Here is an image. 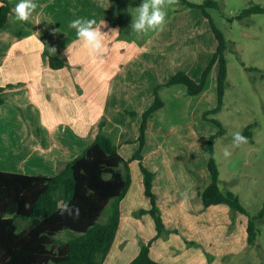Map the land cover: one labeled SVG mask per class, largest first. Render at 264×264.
Listing matches in <instances>:
<instances>
[{"label":"crops","instance_id":"0c3cea01","mask_svg":"<svg viewBox=\"0 0 264 264\" xmlns=\"http://www.w3.org/2000/svg\"><path fill=\"white\" fill-rule=\"evenodd\" d=\"M9 2L12 11L0 29V86L4 87L3 95L6 97L0 105V170L54 175L92 142L102 119L105 120L103 130L118 145L119 153L124 158L131 157L139 147L136 138L142 112L154 99L152 88L163 82L161 78L155 80L156 76L147 67L162 68L158 70V76L166 69L164 60L157 63L159 53L154 51V45L151 49L144 47L125 33L127 21L124 17L141 0H36L38 7L31 22L14 21L17 0ZM77 17L94 18L98 23L104 21L101 25V31L106 32L102 54L93 53L77 37L76 30L68 26L69 21ZM184 20L175 19L173 13L168 12L164 30L146 35H160L165 41L166 34ZM171 43H165L164 51L167 52ZM44 48L58 55L65 65L51 68L43 57ZM52 48H55L54 52ZM171 51L172 48L169 49ZM165 56L163 53V59ZM180 60L176 63L179 64ZM213 66L214 73H217L216 63ZM170 74V71L165 72L164 80ZM181 84L158 88L163 106L148 117L141 149L142 163L149 166L147 163L150 162L149 168L156 170L152 169L155 171L152 190L157 196L163 223L166 228L176 230L164 239L153 240L149 255L161 264H208L204 253L208 252L215 255L214 259L212 255L210 264H226L221 263V255L240 250L248 244L247 218L236 212L234 227L229 230L231 219L227 204L203 207L200 192L209 182L207 161L199 164L195 156V152L201 154L202 149L197 145L200 143L202 147L203 139H197L196 130L192 127L189 136L195 142L186 139L189 145L185 146L190 170L201 179L198 191L195 177L184 172L181 161L172 160L168 154L175 155L180 150L174 152L175 146L172 145L168 146L170 150L163 151L164 139L171 137L174 130L161 133L162 144L147 146L150 123L168 102L176 106L175 119L182 118V105L189 95L186 86L183 84V88ZM206 86L196 95L202 97ZM167 90L169 95L162 96V91ZM126 111H135L137 116L132 118ZM183 115L187 118L186 106ZM129 128L134 132L129 133ZM173 138L181 143L177 137ZM128 143L131 150L127 147L122 149ZM134 166L139 180L137 185L145 195L138 159L129 162L131 172ZM175 166L184 170L181 172L184 192L176 189V178L172 175ZM133 185L131 173L130 186L120 201L119 226L101 264H130L139 251L140 242H147L156 233L149 213L132 217L131 212L124 211V201L129 198ZM141 202L139 208L150 207L146 195ZM132 208L135 215L139 208L135 205ZM187 242L196 244L187 247Z\"/></svg>","mask_w":264,"mask_h":264},{"label":"trees","instance_id":"16d2710c","mask_svg":"<svg viewBox=\"0 0 264 264\" xmlns=\"http://www.w3.org/2000/svg\"><path fill=\"white\" fill-rule=\"evenodd\" d=\"M187 7H198L207 17L216 40V50L204 68L199 80L192 78L185 70L177 69L166 81L152 88L153 102L142 112L137 137L139 147L129 158L118 151V145L104 130L105 120L98 123L95 138L75 157L68 160L54 175L42 173L28 174L0 170V264H101L115 238L120 221V201L125 196L130 183L129 162L139 160L143 176L144 193L149 197L150 207L139 208L137 216L149 213L155 222L156 233L147 242H140V248L130 264H161L149 255L152 241L162 235L167 236L175 229H167L163 223L156 194L152 190L155 172L148 169L141 159V149L145 142L147 119L163 106L158 94L161 85L182 83L188 95L199 94L207 84L209 72L216 63V105L203 111V117L219 125V131L209 136L205 152L209 182L200 192L203 207L225 203L232 211L229 230L234 227V213L247 216V243L254 245L258 234L257 220L264 216V204L256 214H250L238 195L219 187V171L214 157L213 140L223 133L218 119L209 117L221 105L227 77L224 58L226 41L222 31L207 13L209 6L219 7L216 0L194 3L180 0ZM12 11L9 0H0V29ZM255 12H264V6L252 4L243 8L237 18H244ZM43 57L51 68H60L65 62L51 54L47 48ZM4 87L0 86V105L5 101ZM132 118L135 111H126ZM250 125L243 130V136L251 140ZM67 204L72 214L61 212ZM79 209L76 215L75 209ZM105 215L104 219L101 216ZM17 219L25 225L19 226ZM196 244L194 242H187ZM208 255V260L211 256Z\"/></svg>","mask_w":264,"mask_h":264},{"label":"rangeland","instance_id":"374dc122","mask_svg":"<svg viewBox=\"0 0 264 264\" xmlns=\"http://www.w3.org/2000/svg\"><path fill=\"white\" fill-rule=\"evenodd\" d=\"M189 1L202 3L204 0ZM216 1L219 2V7L209 6L206 8V11L224 35L226 41L224 58L227 66L222 105L217 112L209 115V117L218 119L223 127V133L216 135L213 140L214 157L219 171L218 184L222 191L230 190L238 195L243 206L253 215L264 204V12H255L241 19L237 18L236 15L243 8L252 4L264 6V0ZM168 12L169 14L170 12L173 13V18L175 19L185 18V20L181 21L178 26H174L168 33L169 35L166 34L165 41L162 40L160 35L141 34L137 36L134 32H131L130 23L132 14L130 11L124 17L127 21L125 33L128 37L134 38L135 42L143 44L144 47H150L149 49H151V46L154 45V51L159 53L157 63L164 60L163 65L166 69L161 72L162 75L160 76H158L159 73L157 72L162 68L159 67L158 70H155L152 67H147L156 76L155 80L161 78V81L165 82L167 79L164 80L165 72L168 73L170 71V73H174L177 69H183L192 78L199 80L204 68L216 50V40L208 19L200 8L187 7L180 0H172V3L167 8V14ZM166 42H172L169 49L172 48L173 51L169 52V49L167 52L164 51ZM163 53L166 54L164 59L162 57ZM168 54H171V56L169 57ZM179 59H181L180 63L177 64L176 61ZM214 69L215 66H212L204 95L202 97L197 95H189L186 97L188 99L182 105V112L184 114V107L186 106L187 118L182 114V118L175 119L174 113H176V106L168 102L166 108L160 110L158 114H155L156 116L150 123L151 125L148 131L149 140L147 142L149 148L153 147L152 145L154 143L159 142L162 144V132H168L169 130L171 132V130H174L171 137L166 140L164 139L163 151L165 149L170 150L168 146L172 145L175 146L174 152L180 150L175 155H173L174 153L168 152L172 160L181 161L183 169L185 170L181 167L177 168V166L172 170V175L174 179L176 178V189L178 188L179 192L185 191L184 177L182 178L181 176L182 171L190 172L195 177V188L197 191L199 189V182L201 181L190 170L188 152L187 148H185V146L187 147L189 145L186 139L195 142L194 138L189 136L192 132V127L196 130L197 139L199 141L203 139L202 147L200 143L197 145V148L202 149L201 154L200 152H195L199 164L207 161L205 147L209 136L219 131V125L211 119L203 117V111L213 108L216 105V72L214 73ZM163 82L158 84H162ZM162 86L169 87L171 85H161L160 87ZM180 86L185 88L183 84ZM169 92V90L162 91V96L167 97L166 95H169ZM247 125H250L251 140L246 139L239 145H234L233 133L240 132L243 135V130ZM133 132L134 129L129 128V133ZM136 132L138 133V130ZM173 137H177L176 139H179L181 143L176 142ZM164 138H166V135ZM136 141H138L137 138ZM126 147L131 150L129 143L124 144L122 149ZM225 148L229 149L231 155H224ZM125 151L123 150V153ZM147 164L150 166V162ZM149 166L146 167L150 170L154 169L149 168ZM135 168L134 166L132 172L130 171L134 176L132 191L129 198L123 204L124 211L131 212L132 217L137 216L136 214L134 215L132 207L135 205L139 208V203H142L141 200H143V197L145 198V195L140 192V186L137 185L139 180L138 178L136 179L137 174L135 173ZM231 214L232 211L230 209V219ZM104 217L105 215H102L101 219L103 220ZM242 217L244 219L247 218L245 214H242ZM16 221L19 226L25 225L22 219H17ZM124 223L127 224V219H125ZM257 227V245L246 244L240 250L236 249L235 252L228 251L224 256H220L221 263L264 264V216L260 220H257ZM148 230L149 232L151 231L150 229ZM145 232L147 233L146 230ZM159 237L164 239L167 236L162 235ZM189 245V243L186 244L187 247ZM204 253L207 258V254L211 257L213 255L208 252ZM214 258L215 255H213ZM211 261L212 259L208 260V264Z\"/></svg>","mask_w":264,"mask_h":264},{"label":"clouds","instance_id":"9594fccd","mask_svg":"<svg viewBox=\"0 0 264 264\" xmlns=\"http://www.w3.org/2000/svg\"><path fill=\"white\" fill-rule=\"evenodd\" d=\"M172 3V0H141L140 4L131 9L132 20L130 23V31L137 36L147 34L152 31H163L166 25L167 8ZM38 4L36 0H17L14 4V21H28L31 22L32 14L37 9ZM36 21L35 23H38ZM104 21L97 22L94 18L77 17L69 21V27L76 30L78 38L83 40L84 45L93 53L102 54L105 47V33L101 31V25ZM51 51H55L52 48ZM240 132L233 133V144L239 145L245 141ZM224 155L229 156L231 152L228 148L224 149ZM67 211L72 214V208L67 204L61 208V212ZM76 215L79 214V209H75Z\"/></svg>","mask_w":264,"mask_h":264}]
</instances>
